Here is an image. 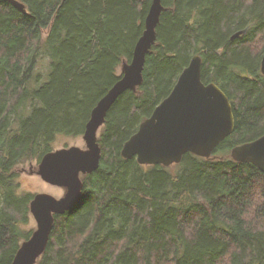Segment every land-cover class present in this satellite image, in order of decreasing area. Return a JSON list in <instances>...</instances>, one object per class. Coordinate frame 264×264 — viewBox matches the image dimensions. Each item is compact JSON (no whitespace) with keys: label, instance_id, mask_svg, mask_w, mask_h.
I'll use <instances>...</instances> for the list:
<instances>
[{"label":"trees","instance_id":"obj_1","mask_svg":"<svg viewBox=\"0 0 264 264\" xmlns=\"http://www.w3.org/2000/svg\"><path fill=\"white\" fill-rule=\"evenodd\" d=\"M18 1L26 14L0 1V264H11L34 231L22 166L53 151L56 136L83 135L131 61L152 0ZM162 5L142 84L108 111L98 131L99 168L81 176L78 203L54 216L36 264H264V173L230 157L264 134V0ZM194 55L202 82L228 97L234 132L210 159L186 153L170 167L124 159V143Z\"/></svg>","mask_w":264,"mask_h":264},{"label":"water","instance_id":"obj_2","mask_svg":"<svg viewBox=\"0 0 264 264\" xmlns=\"http://www.w3.org/2000/svg\"><path fill=\"white\" fill-rule=\"evenodd\" d=\"M11 3L26 14L18 0H0ZM164 8L162 0H152L144 21V31L137 40L132 59L121 66L120 79L97 102L85 125V148L72 146L44 154L36 174L52 186L65 190L61 198L49 194H35L29 210L36 228L18 248L11 264H36L45 252L53 229L54 216L70 211L82 196L81 176L99 168L101 148L98 131L119 96L136 91L143 81L146 56L156 42V28ZM242 35L241 32L232 39ZM202 59L194 55L180 73L170 94L142 121L137 131L124 143L121 156L135 158L142 166L170 167L179 164L186 153L210 159L217 146L235 129V118L226 94L214 83L201 79ZM264 76V54L260 61ZM230 157L239 163L252 164L264 173V134L254 141L235 146Z\"/></svg>","mask_w":264,"mask_h":264},{"label":"rangeland","instance_id":"obj_3","mask_svg":"<svg viewBox=\"0 0 264 264\" xmlns=\"http://www.w3.org/2000/svg\"><path fill=\"white\" fill-rule=\"evenodd\" d=\"M48 71V60L43 58L40 60L36 72L43 77L46 76ZM121 72V69H120ZM46 79H43L41 83L45 82ZM80 147L82 149L85 148V142L83 140V136H70V135H58L56 136L52 147L54 150L66 148V147ZM53 150V151H54ZM38 169L37 163H26L22 166L20 170V192L23 194H35L45 193L49 194L55 198H61L65 190L62 188L52 187L46 183H44L40 177L36 174ZM31 226L36 228V223L32 218Z\"/></svg>","mask_w":264,"mask_h":264}]
</instances>
